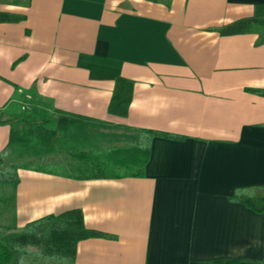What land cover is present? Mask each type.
I'll return each instance as SVG.
<instances>
[{"label": "crops", "instance_id": "1", "mask_svg": "<svg viewBox=\"0 0 264 264\" xmlns=\"http://www.w3.org/2000/svg\"><path fill=\"white\" fill-rule=\"evenodd\" d=\"M264 0H0V153L6 163L150 140L144 174L78 178L19 168L0 187V230L80 208L108 235L74 264H217L262 258L264 213L230 199L264 190V41L219 28ZM128 113L109 111L116 79ZM131 126L133 128H127ZM260 194V193H259Z\"/></svg>", "mask_w": 264, "mask_h": 264}, {"label": "trees", "instance_id": "2", "mask_svg": "<svg viewBox=\"0 0 264 264\" xmlns=\"http://www.w3.org/2000/svg\"><path fill=\"white\" fill-rule=\"evenodd\" d=\"M20 18H22L20 14L0 10V22ZM219 31L223 34L258 31L261 34L260 40L264 41V3L256 5L252 15L229 22L220 27ZM255 91L264 95V89H255ZM132 94V81L124 76L117 77L109 111L126 115ZM137 130L139 142L136 145H101L88 150L67 151L65 163L48 156L6 163L4 160L6 150H4L0 153V187L16 188L19 168L59 171L78 178L143 175L153 136L184 138L183 135L157 129L137 128ZM230 199L243 202L253 210L264 213V195H258L248 188L236 189ZM103 235L108 234L86 227L80 208L46 214L27 223L24 229L8 232L0 230V264H22L23 258L27 255L32 256L34 261L36 258H46L57 264H74L78 241L89 236ZM30 247H35L36 250H31ZM216 263L264 264V255L262 258L218 260Z\"/></svg>", "mask_w": 264, "mask_h": 264}, {"label": "rangeland", "instance_id": "3", "mask_svg": "<svg viewBox=\"0 0 264 264\" xmlns=\"http://www.w3.org/2000/svg\"><path fill=\"white\" fill-rule=\"evenodd\" d=\"M48 157H54L52 155H48ZM34 159V158H32ZM36 159V158H35ZM258 195H264V190H257L256 192H254ZM260 193V194H259ZM0 195H1V192H0ZM0 204H1V201H0ZM1 221V220H0ZM31 250H36L35 247H30ZM22 264H57L55 262H50L48 259L46 258H36V261H34L33 257L32 256H25L22 260Z\"/></svg>", "mask_w": 264, "mask_h": 264}]
</instances>
